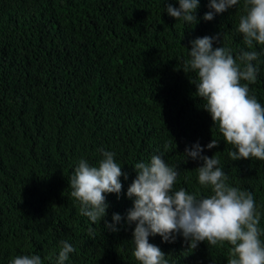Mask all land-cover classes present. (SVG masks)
I'll return each mask as SVG.
<instances>
[{
    "label": "trees",
    "instance_id": "obj_1",
    "mask_svg": "<svg viewBox=\"0 0 264 264\" xmlns=\"http://www.w3.org/2000/svg\"><path fill=\"white\" fill-rule=\"evenodd\" d=\"M169 4L179 8L178 0H0V264L20 255L57 264L61 241L75 249L65 264H140L135 223L126 222L133 166L160 155L178 171L173 191L210 196L198 181L203 162L184 154L197 142L201 155L219 159L230 186L253 194L264 243V161L230 159L235 148L196 95V72L183 71L191 41L219 34L213 48L234 58L259 53L249 94L264 105V46L248 48L237 30L245 0L211 21L203 19L209 0H200L197 23L171 17ZM212 139L218 146L208 149ZM101 149L115 153L127 179L119 197L105 194L107 215L93 224L69 181L80 159L96 166ZM114 213L122 217L117 232L104 226ZM174 235L149 237L168 264H227V242L193 250Z\"/></svg>",
    "mask_w": 264,
    "mask_h": 264
},
{
    "label": "clouds",
    "instance_id": "obj_2",
    "mask_svg": "<svg viewBox=\"0 0 264 264\" xmlns=\"http://www.w3.org/2000/svg\"><path fill=\"white\" fill-rule=\"evenodd\" d=\"M200 0H178L179 8L171 4L167 13L176 20L197 23L194 15ZM238 0H209L212 11L203 19L211 21L214 14L233 8ZM245 14L241 15L238 31L243 42L252 48L254 42L264 46V0H245ZM217 36L198 37L191 41L190 59L184 63L183 71L196 72L198 83L196 95L206 101V110L227 144L234 146L228 151L233 161L256 158L264 161V105L254 95H250L249 85L257 80L258 67L252 62L259 53L242 51L235 58L225 47L213 48ZM246 81L247 83H241ZM218 141L206 146L212 149ZM167 149V145H165ZM102 159L96 166L86 159H80L69 181L70 195L80 203V214L95 224L107 215L106 193L118 195L122 190L121 165L111 151L100 150ZM204 148L199 142L186 147L184 154L203 163L196 168L198 181L202 186H210L212 194L198 198L181 188L173 191L178 171L169 166L160 155H153L149 163L137 162L133 168L137 173L127 189V197L133 206L127 211L126 222L135 223L133 242L134 258L140 264H168L165 253L149 243V237L159 235L164 242H174L176 233H181L189 242L190 249H196L200 242L208 245H231L227 264H264V243L259 229L260 214L257 212L252 193L232 187L227 176L219 167L215 155H201ZM120 214L114 213L113 223L105 220L104 226L112 232L121 221ZM89 235L94 229H88ZM75 251L67 241L60 242L57 264H65L69 254ZM10 264H42L39 255H20Z\"/></svg>",
    "mask_w": 264,
    "mask_h": 264
}]
</instances>
